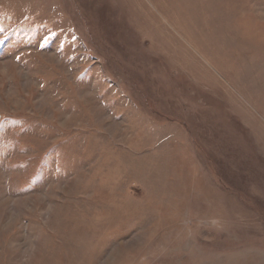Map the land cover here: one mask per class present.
Instances as JSON below:
<instances>
[{"label":"rangeland","instance_id":"obj_1","mask_svg":"<svg viewBox=\"0 0 264 264\" xmlns=\"http://www.w3.org/2000/svg\"><path fill=\"white\" fill-rule=\"evenodd\" d=\"M0 264H264V0H0Z\"/></svg>","mask_w":264,"mask_h":264}]
</instances>
